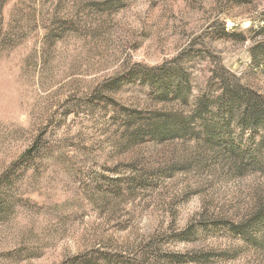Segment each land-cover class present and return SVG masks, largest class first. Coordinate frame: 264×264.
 Segmentation results:
<instances>
[{
  "label": "rangeland",
  "instance_id": "obj_1",
  "mask_svg": "<svg viewBox=\"0 0 264 264\" xmlns=\"http://www.w3.org/2000/svg\"><path fill=\"white\" fill-rule=\"evenodd\" d=\"M0 264H264V0H0Z\"/></svg>",
  "mask_w": 264,
  "mask_h": 264
},
{
  "label": "trees",
  "instance_id": "obj_2",
  "mask_svg": "<svg viewBox=\"0 0 264 264\" xmlns=\"http://www.w3.org/2000/svg\"><path fill=\"white\" fill-rule=\"evenodd\" d=\"M255 108V107H254ZM255 110H256V108H255ZM175 133V132H174Z\"/></svg>",
  "mask_w": 264,
  "mask_h": 264
}]
</instances>
